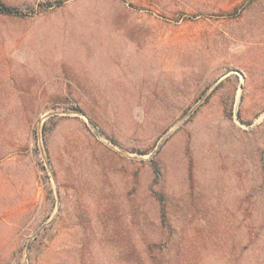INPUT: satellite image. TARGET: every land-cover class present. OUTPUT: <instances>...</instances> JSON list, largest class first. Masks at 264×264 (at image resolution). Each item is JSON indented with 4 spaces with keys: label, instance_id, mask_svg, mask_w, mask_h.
Returning a JSON list of instances; mask_svg holds the SVG:
<instances>
[{
    "label": "rangeland",
    "instance_id": "obj_1",
    "mask_svg": "<svg viewBox=\"0 0 264 264\" xmlns=\"http://www.w3.org/2000/svg\"><path fill=\"white\" fill-rule=\"evenodd\" d=\"M0 3V264H264V0Z\"/></svg>",
    "mask_w": 264,
    "mask_h": 264
},
{
    "label": "trees",
    "instance_id": "obj_2",
    "mask_svg": "<svg viewBox=\"0 0 264 264\" xmlns=\"http://www.w3.org/2000/svg\"><path fill=\"white\" fill-rule=\"evenodd\" d=\"M0 10H1V12H4V13H13V11H11L10 9H8L4 5H2L1 3H0Z\"/></svg>",
    "mask_w": 264,
    "mask_h": 264
}]
</instances>
